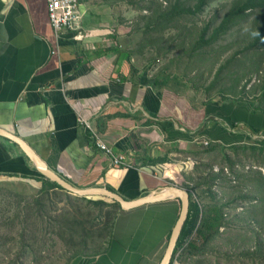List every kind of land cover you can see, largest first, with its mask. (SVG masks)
Returning <instances> with one entry per match:
<instances>
[{"label":"crops","instance_id":"obj_1","mask_svg":"<svg viewBox=\"0 0 264 264\" xmlns=\"http://www.w3.org/2000/svg\"><path fill=\"white\" fill-rule=\"evenodd\" d=\"M117 5L80 0L79 28L56 34L48 0H0L1 127L28 141L61 178L128 200L186 187L185 176L209 159L212 143L264 146V107L244 99L201 100L195 90L153 82L132 48L122 45ZM81 120L123 156L122 166L112 165ZM37 178L43 177L32 158L0 135V179L38 190ZM180 211L178 199L119 210L107 251L74 264H159Z\"/></svg>","mask_w":264,"mask_h":264},{"label":"rangeland","instance_id":"obj_2","mask_svg":"<svg viewBox=\"0 0 264 264\" xmlns=\"http://www.w3.org/2000/svg\"><path fill=\"white\" fill-rule=\"evenodd\" d=\"M117 1L122 45L153 82L195 90L201 100L264 107V0ZM257 147L213 148L185 176L201 214L174 264H264V146ZM117 211L60 189L0 179V264H74L104 246L101 228Z\"/></svg>","mask_w":264,"mask_h":264},{"label":"water","instance_id":"obj_3","mask_svg":"<svg viewBox=\"0 0 264 264\" xmlns=\"http://www.w3.org/2000/svg\"><path fill=\"white\" fill-rule=\"evenodd\" d=\"M0 135L8 137L17 142L28 156L32 158L38 167L42 177L56 183L70 194L79 197H106L119 203L121 210L131 211L149 204L165 202L172 199H178L181 202V211L179 218L171 232L165 253L159 264H171L172 258L177 247L178 240L181 236L184 224L188 218L191 191L185 187L170 186L159 194L147 195L134 200H128L117 192L103 187L80 188L61 178L58 173L52 170L39 152L24 138L14 132L0 126Z\"/></svg>","mask_w":264,"mask_h":264},{"label":"trees","instance_id":"obj_4","mask_svg":"<svg viewBox=\"0 0 264 264\" xmlns=\"http://www.w3.org/2000/svg\"><path fill=\"white\" fill-rule=\"evenodd\" d=\"M201 2H202V5H205L207 3L206 0H201ZM142 80L146 84L152 83V81H150L147 78H143ZM261 141H262V145H263L264 144V140H261ZM213 148H216L217 149V145H215V144L212 143V149ZM244 148L245 149L252 148V149H255V150L258 149V147L255 146V145L245 146ZM234 149L237 150V148H234ZM259 149L264 150V148H259ZM36 180H37V182H41L42 183L41 189H44L45 187H49V189H60V190L65 191L62 187H60L56 183L50 182V180L45 179L44 177L41 178V179L40 178H37ZM77 198L80 199V200H83V201H85V202H87L89 204H96V205H102V204H104V205L117 206L118 211L119 210L121 211V207H120V205H119L118 202H116L114 200H111L109 198H106V197H98V196L79 197V196H77ZM118 211H117V213H118ZM200 214H201V210H200L199 204L197 202H194L191 199L188 218H187V220H186V222L184 224V227H183L181 236H180V238L178 240L177 247L175 249V252H174V255H173L171 264H174L177 253L182 248V246L185 244L186 240L192 235V233L196 229V225L198 223ZM115 217H116V215L115 216H112L111 220L108 222V225H106V228L105 227L104 228H101V232H104L105 229L107 231L106 241L103 243L104 246L101 245L103 247H92L91 250H93V253H91V254H89V253L86 254L85 253L87 257L101 255V254H104L107 251V248H108L109 243H110V238H111V235H112L113 222H114ZM169 238H170V236H169Z\"/></svg>","mask_w":264,"mask_h":264},{"label":"built area","instance_id":"obj_5","mask_svg":"<svg viewBox=\"0 0 264 264\" xmlns=\"http://www.w3.org/2000/svg\"><path fill=\"white\" fill-rule=\"evenodd\" d=\"M80 0H48V14L51 26L56 34L66 30H77L82 21V14L79 9ZM84 127L91 131L87 122L82 121ZM95 145L104 155L109 158L114 167L124 164V158L118 155L101 137L100 134L91 131Z\"/></svg>","mask_w":264,"mask_h":264}]
</instances>
